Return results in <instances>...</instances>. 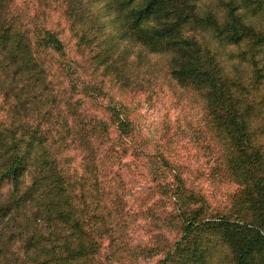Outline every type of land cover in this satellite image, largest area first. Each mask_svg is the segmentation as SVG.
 I'll return each mask as SVG.
<instances>
[{
	"label": "trees",
	"instance_id": "trees-1",
	"mask_svg": "<svg viewBox=\"0 0 264 264\" xmlns=\"http://www.w3.org/2000/svg\"><path fill=\"white\" fill-rule=\"evenodd\" d=\"M101 1L122 39L166 57L163 77L191 93L202 117H209L227 143L228 162L245 169L242 215L234 213L233 219L212 215L192 192L193 203H186L180 175L173 174L179 237L154 264H264V0H218L214 6L202 0ZM10 2L0 0V94L11 100L0 118V182L9 186L0 198V235L8 229L18 245L4 249L0 243V262L8 253L17 260L10 264H94V234L113 239L115 233L114 223L104 221L116 214L117 184L109 173L120 171L131 154L129 122L106 121L76 102L67 105L69 119L56 117L61 105L42 92L51 83L47 70L69 74L72 69L53 32L41 27L31 34L11 16ZM234 49H239L236 60ZM240 60L248 64V77ZM49 103L55 105L50 118L34 122L31 113H43ZM65 137L80 147L81 170L74 175L63 171L69 163L60 162L57 153ZM157 157L148 166L154 179L165 176L162 167L176 172L177 159ZM102 178L107 192L99 203Z\"/></svg>",
	"mask_w": 264,
	"mask_h": 264
},
{
	"label": "rangeland",
	"instance_id": "rangeland-1",
	"mask_svg": "<svg viewBox=\"0 0 264 264\" xmlns=\"http://www.w3.org/2000/svg\"><path fill=\"white\" fill-rule=\"evenodd\" d=\"M202 1L212 6L218 2ZM10 14L31 34L45 27L61 43L63 59L72 70L69 74L47 70L46 78L51 83L42 89L49 100L55 97L56 107L61 105L56 117L69 119L67 105L76 102L106 121L115 117L129 122L131 130L126 138L131 154L124 156L125 164L120 171L114 169L109 173L111 183L117 184L118 193L112 200L116 214L104 221L114 223L115 233L113 239L106 234H94L92 263L154 264L163 257L167 245L179 237L174 216L179 203L171 196L170 189L176 175H180L186 203H193L188 195L192 192L193 198L202 197L203 204L212 209V215L216 212L230 219L237 213L242 215L238 208L241 207L239 191L245 169L228 162L227 143L216 135L209 117H202V110L191 93L163 77L167 73L166 57L122 39L101 0H12ZM214 42L218 41L214 39ZM37 51L48 59L46 53ZM238 53L239 49H234L232 58L236 60ZM240 61L248 77V64ZM10 101L0 94V118L4 117ZM55 105L49 103L42 109L43 113L32 112L31 119L43 123L45 118H50ZM110 135L116 138L113 132ZM65 139L57 153L62 155L59 161L69 163L70 167L62 169L80 172V147L73 148L76 144H68ZM68 148L69 156L63 157L61 153H66ZM159 153L179 163L176 172L162 167L165 176L156 180L148 166L150 159H158ZM102 182L103 178L96 191L99 203L104 202L107 192ZM0 183V198H3L9 186ZM54 224L59 232L58 221L54 220ZM12 226L11 222L9 227ZM13 238L8 229L0 235L4 249L18 245ZM1 258L5 259L2 264L17 262L12 254L6 253ZM214 263L218 264V260Z\"/></svg>",
	"mask_w": 264,
	"mask_h": 264
}]
</instances>
